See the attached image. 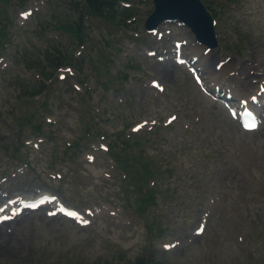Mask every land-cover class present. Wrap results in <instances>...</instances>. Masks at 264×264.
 Instances as JSON below:
<instances>
[{
	"label": "rangeland",
	"instance_id": "374dc122",
	"mask_svg": "<svg viewBox=\"0 0 264 264\" xmlns=\"http://www.w3.org/2000/svg\"><path fill=\"white\" fill-rule=\"evenodd\" d=\"M14 1L0 0L12 34L0 54V204L50 192L79 218L26 211L0 230V264H264V106L258 128L243 130L189 71L206 81L227 60L240 97L257 92L264 0H202L218 40L206 70L187 26L144 29L151 0L119 2L133 17L125 28L86 14L82 0ZM57 48L74 58L53 82L39 71ZM159 62L175 65L166 78Z\"/></svg>",
	"mask_w": 264,
	"mask_h": 264
},
{
	"label": "water",
	"instance_id": "95a60500",
	"mask_svg": "<svg viewBox=\"0 0 264 264\" xmlns=\"http://www.w3.org/2000/svg\"><path fill=\"white\" fill-rule=\"evenodd\" d=\"M154 11L145 27L157 28L165 20H179L194 33L196 40L209 46L216 44L214 20L200 0H153Z\"/></svg>",
	"mask_w": 264,
	"mask_h": 264
},
{
	"label": "trees",
	"instance_id": "16d2710c",
	"mask_svg": "<svg viewBox=\"0 0 264 264\" xmlns=\"http://www.w3.org/2000/svg\"><path fill=\"white\" fill-rule=\"evenodd\" d=\"M24 2H26V0H19L17 1V3H21L24 4ZM119 2V0H82V4H83V8L86 11L87 14H92V15H96L99 17H112V18H116V15L122 16V11H120V14L117 13V3ZM125 16H129V15H125ZM121 23V21L119 22ZM69 32L73 34V31L79 32L81 31V27L80 24L78 23L77 25H74L72 27H70ZM75 33V35H76ZM4 37H7L8 39L10 37L6 36V33H2L0 31V49H5V42H4ZM44 62L47 64V67H44L48 70H44V68H42L39 73L41 74L42 77L45 78H50L51 76H54L55 74V70L59 67H61L62 65H66V64H70L72 62V55L68 54V53H62L60 49H56L54 51L53 55H44ZM58 61H61V66L57 63ZM59 65V66H58ZM49 73L47 76L46 74ZM56 80V79H54ZM41 88L38 91H35L34 94H41L47 87V85L45 83L40 84ZM45 104V103H43ZM28 120L26 121H31L32 119L30 117H26ZM42 126L40 124L36 125L34 128V132L36 131L37 133H41ZM116 159L118 160L119 155L116 154ZM143 200H146V198H144ZM142 202V200H141ZM139 206H142L141 204H139ZM135 264H144V260L141 259L139 262L137 261Z\"/></svg>",
	"mask_w": 264,
	"mask_h": 264
},
{
	"label": "bare ground",
	"instance_id": "6f19581e",
	"mask_svg": "<svg viewBox=\"0 0 264 264\" xmlns=\"http://www.w3.org/2000/svg\"><path fill=\"white\" fill-rule=\"evenodd\" d=\"M202 50H205L204 47H197V46H192L190 48V55H193V57H195L197 59L196 64L197 65H202V68H204L206 70V66L205 63L202 62V58L204 57V54L202 52ZM230 62V61H229ZM231 64L232 63H228L226 65H223L220 70H212V69H208L207 75H206V81L205 84H219V83H223L227 88H230V91L228 90V92L233 93V95H235V97H238V101H240L242 98L244 99V97H240L243 96L247 93L246 88H236L233 86L232 81L234 80L232 74H230L231 69ZM160 68H161V72L160 74L162 75V77L166 78L168 75V71H170V69H173V67H175V65L173 64H168V62L166 63V65H161V62H159V64H157ZM234 70V69H233ZM236 70V69H235ZM244 72V70H243ZM205 73V72H204ZM261 74V72H260ZM260 78V77H259ZM257 89H259V85H257ZM255 90V89H254ZM256 92V91H255ZM255 92L251 93L254 94ZM251 94H249L248 96H250ZM259 102L261 103L262 101L259 100ZM3 189V188H2ZM8 191V190H7ZM10 193V192H9ZM1 197V195H0ZM7 198V197H6ZM1 199V198H0ZM43 217L46 216V213H43V209L38 208L37 209ZM3 211V210H2ZM23 212V211H21ZM52 216H50V218H55V216H57L56 214L52 213L50 214ZM18 216V212L15 213V219H20L21 216ZM11 218L10 217H3L0 221V230L3 227L4 224L7 223H11ZM2 234V233H1ZM7 234V233H6ZM4 236V235H3ZM0 237H2V235H0ZM8 238V237H7ZM3 241V240H2ZM8 240H6L7 242ZM4 242V245L5 243ZM3 245V246H4ZM1 251H6L5 248L1 247L0 248ZM18 254V253H17Z\"/></svg>",
	"mask_w": 264,
	"mask_h": 264
},
{
	"label": "snow or ice",
	"instance_id": "6c2138e0",
	"mask_svg": "<svg viewBox=\"0 0 264 264\" xmlns=\"http://www.w3.org/2000/svg\"><path fill=\"white\" fill-rule=\"evenodd\" d=\"M72 215H75L74 213H72Z\"/></svg>",
	"mask_w": 264,
	"mask_h": 264
}]
</instances>
